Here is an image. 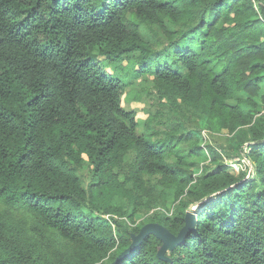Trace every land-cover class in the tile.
<instances>
[{
	"label": "trees",
	"instance_id": "trees-1",
	"mask_svg": "<svg viewBox=\"0 0 264 264\" xmlns=\"http://www.w3.org/2000/svg\"><path fill=\"white\" fill-rule=\"evenodd\" d=\"M124 60L168 112L147 138ZM192 206L172 263L150 235L118 264H264V0H0V264H112Z\"/></svg>",
	"mask_w": 264,
	"mask_h": 264
},
{
	"label": "rangeland",
	"instance_id": "rangeland-1",
	"mask_svg": "<svg viewBox=\"0 0 264 264\" xmlns=\"http://www.w3.org/2000/svg\"><path fill=\"white\" fill-rule=\"evenodd\" d=\"M162 44L164 43L162 42L160 45ZM160 45H158V47H160ZM100 60H101L100 62H103L102 58H100ZM169 64L173 66V60H170ZM102 66L104 67L105 63L102 64ZM126 66H127V60H124L123 62L116 64V69H114L116 74H118L119 78H121L122 80L124 79L125 82L127 83V88L124 93L123 107L125 108L127 112L135 111L138 113V116L140 118V126L137 129V134L140 137L147 138L150 136V133L146 129L145 126L148 124L147 120H149L148 119L149 116L150 115L154 116L156 114L158 115L159 112H163L164 114H166L165 117L160 119V122L162 123H158L159 125L155 124L153 126L154 129L163 130V129H166V126L168 124L167 123L168 118H169L168 112L161 105L162 103L160 102V100L156 97L155 85L152 79L149 76H142L140 78H137L133 76V73H132L133 71ZM105 68L108 73L113 72L111 66L109 68L105 66ZM149 127L151 128L152 126H149ZM201 140H200L201 145L206 146V142L210 141V137L209 135H207V132L205 131L203 132V135H201ZM245 151H247V149H245ZM240 159L241 160L237 162H230L228 158H225L224 162L225 164H229L231 166V171L235 172V174H239L242 171L248 169V172H249L248 177L250 178V176L254 173L252 164L250 163V161H248L244 157H240ZM211 162H212V159L207 162L202 161L201 167ZM201 171L202 170L196 171V173L200 174ZM194 207L196 206H192L191 209H194ZM197 212H198V209H197ZM139 216L140 215L137 216V222H136L137 225L144 220L142 217L139 219Z\"/></svg>",
	"mask_w": 264,
	"mask_h": 264
},
{
	"label": "water",
	"instance_id": "water-1",
	"mask_svg": "<svg viewBox=\"0 0 264 264\" xmlns=\"http://www.w3.org/2000/svg\"><path fill=\"white\" fill-rule=\"evenodd\" d=\"M197 209L198 206L194 209H189L185 215V225L180 230L178 235L172 234L167 228L160 224L149 223L143 226L139 234L132 235V244L130 247L125 250L117 260L112 264H118L127 257H129L133 252H135L143 243V241L150 235L155 236L162 242L157 256L160 260L172 263V260L169 258L168 253L172 252L175 248L183 244L188 237V235L193 232L197 225Z\"/></svg>",
	"mask_w": 264,
	"mask_h": 264
}]
</instances>
